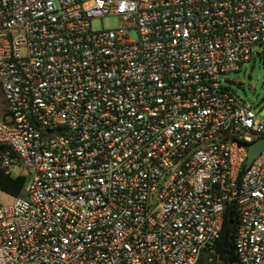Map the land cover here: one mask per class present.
Instances as JSON below:
<instances>
[{"label":"built area","instance_id":"1","mask_svg":"<svg viewBox=\"0 0 264 264\" xmlns=\"http://www.w3.org/2000/svg\"><path fill=\"white\" fill-rule=\"evenodd\" d=\"M263 46L264 0H0V264H197L229 203L264 264V122L220 80Z\"/></svg>","mask_w":264,"mask_h":264},{"label":"rangeland","instance_id":"2","mask_svg":"<svg viewBox=\"0 0 264 264\" xmlns=\"http://www.w3.org/2000/svg\"><path fill=\"white\" fill-rule=\"evenodd\" d=\"M121 25L118 16L110 15L94 18L91 21L93 29H113ZM137 34L134 29L130 30V38L134 39ZM221 83L226 89L237 94L246 102L252 105L257 115V119L264 122V46L254 47L253 56L241 64V68L236 71L222 73L220 77ZM5 104L0 91V118L4 116ZM21 171L20 168L12 169V174L16 175ZM4 202H11V197L3 195ZM212 255L203 256V264L215 261V264H223V262ZM211 256V260L209 259ZM199 264V263H197ZM237 264V263H236Z\"/></svg>","mask_w":264,"mask_h":264},{"label":"trees","instance_id":"3","mask_svg":"<svg viewBox=\"0 0 264 264\" xmlns=\"http://www.w3.org/2000/svg\"><path fill=\"white\" fill-rule=\"evenodd\" d=\"M24 185L23 176H12L0 169V189L13 196L22 192ZM238 217L232 203L227 204L222 220L220 236L214 247V257H218L223 264H236L235 240L237 235ZM209 255H212L210 253ZM203 256L198 263L203 264ZM215 264V261L208 263Z\"/></svg>","mask_w":264,"mask_h":264},{"label":"water","instance_id":"4","mask_svg":"<svg viewBox=\"0 0 264 264\" xmlns=\"http://www.w3.org/2000/svg\"><path fill=\"white\" fill-rule=\"evenodd\" d=\"M248 155L245 161V167L249 166L253 158L264 149V140L256 139L247 144Z\"/></svg>","mask_w":264,"mask_h":264}]
</instances>
